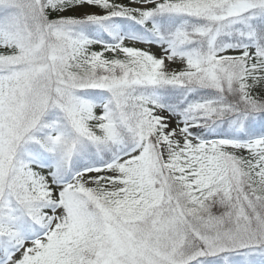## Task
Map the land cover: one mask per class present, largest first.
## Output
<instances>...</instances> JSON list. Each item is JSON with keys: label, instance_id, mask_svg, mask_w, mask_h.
Listing matches in <instances>:
<instances>
[{"label": "snow or ice", "instance_id": "6c2138e0", "mask_svg": "<svg viewBox=\"0 0 264 264\" xmlns=\"http://www.w3.org/2000/svg\"><path fill=\"white\" fill-rule=\"evenodd\" d=\"M0 264H264V0H0Z\"/></svg>", "mask_w": 264, "mask_h": 264}]
</instances>
